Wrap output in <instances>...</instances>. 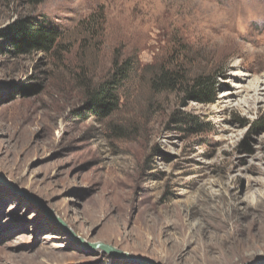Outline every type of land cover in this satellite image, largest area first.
Segmentation results:
<instances>
[{
    "label": "rangeland",
    "instance_id": "1",
    "mask_svg": "<svg viewBox=\"0 0 264 264\" xmlns=\"http://www.w3.org/2000/svg\"><path fill=\"white\" fill-rule=\"evenodd\" d=\"M96 243L264 264V0H0V264H133Z\"/></svg>",
    "mask_w": 264,
    "mask_h": 264
},
{
    "label": "trees",
    "instance_id": "2",
    "mask_svg": "<svg viewBox=\"0 0 264 264\" xmlns=\"http://www.w3.org/2000/svg\"><path fill=\"white\" fill-rule=\"evenodd\" d=\"M21 33L28 34L29 38L27 41L35 46H47L49 43L55 41L54 32L49 28H34L27 26L22 28ZM20 34V33H19ZM22 34H20L21 36ZM28 42L26 44H28ZM16 48H18V43H15ZM131 64L127 60L123 62L121 66L115 65L113 73L103 82H101L95 89V91L90 94L89 100L86 104L88 110H93L95 113L105 114L113 111L118 107L119 104V90L122 88L124 82H126L131 75ZM163 81L169 80L167 73L161 76ZM195 87L197 91L193 92L200 98L210 100L214 95L215 82L210 77L199 76L194 79ZM156 85V82H153ZM77 113V112H76ZM82 115H85L84 113Z\"/></svg>",
    "mask_w": 264,
    "mask_h": 264
},
{
    "label": "water",
    "instance_id": "3",
    "mask_svg": "<svg viewBox=\"0 0 264 264\" xmlns=\"http://www.w3.org/2000/svg\"><path fill=\"white\" fill-rule=\"evenodd\" d=\"M59 223L61 222L59 221ZM62 226L66 229L64 224H62ZM86 245L89 249H100L104 251L111 258H120V259L126 260L127 262H130L133 264H159L155 262L154 260L143 258L138 255H132L129 253H125L123 251L117 250L113 246L106 245L103 243L86 244Z\"/></svg>",
    "mask_w": 264,
    "mask_h": 264
}]
</instances>
